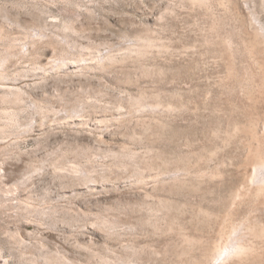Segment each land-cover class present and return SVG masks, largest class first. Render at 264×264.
Instances as JSON below:
<instances>
[{"label":"rangeland","instance_id":"374dc122","mask_svg":"<svg viewBox=\"0 0 264 264\" xmlns=\"http://www.w3.org/2000/svg\"><path fill=\"white\" fill-rule=\"evenodd\" d=\"M194 1L0 0L30 48L5 65L0 264H216L234 227L223 264H264V0Z\"/></svg>","mask_w":264,"mask_h":264},{"label":"bare ground","instance_id":"6f19581e","mask_svg":"<svg viewBox=\"0 0 264 264\" xmlns=\"http://www.w3.org/2000/svg\"><path fill=\"white\" fill-rule=\"evenodd\" d=\"M195 1L199 2V3H203L206 0H195ZM20 5H22V4H20ZM0 18H2V21L0 22V45H2V48H0V133L1 134H6V133H10L11 134L12 133V135H14L15 127H16V114L14 112H7L4 107L7 104H15V103H17L21 99L22 93H21L20 89L15 88L14 86H10L8 84L10 79L8 78V76H7L6 72H5V65L9 61L10 58H15V57H18V56H21V55H25V54L27 55L28 53H30V48L26 47L27 46L26 43L19 45L18 43H16V40H14V39L12 40V39L9 38L8 30H7V29H9L8 25H10V26L13 25L14 27H20V28L22 26H20V24H19V22H18V20L16 18H14V17H12L10 15V13L8 12V9H7V7L5 5H0ZM55 26L56 27H54V28H57L56 30L61 32L60 34L57 33V35H60V36L62 35L63 38H66L65 31L71 30L72 28H74L68 21H66V22H62L61 21L59 24H57ZM14 29L15 28H13V30ZM23 34L26 36V39H28V44H34L33 36L30 33V31H28L27 28H24V33ZM39 36L45 37L46 34L43 33V31H42L39 34ZM147 41H146V43H147ZM60 43H62V42H60ZM66 46H65V49H67ZM151 46H152V44H151ZM151 46H150V44H141L139 46H137V44H136V47H133V48L130 47L128 50H130L131 53L135 52L136 53L135 55H137V54L141 55V54L145 53L144 50H145L146 47L148 48V47H151ZM68 49H70V48H68ZM68 49H67V51H68ZM65 61H67V60H65ZM63 62H64V59L61 60V62L59 61L60 64H62ZM56 65H59V64H56ZM63 65L65 66V64H63ZM61 66L62 65L59 66V69H60ZM143 98H145V97H143ZM153 112H154V110H153ZM122 116H123V114H122ZM256 153H257V151H256ZM122 155H123V157L126 156L130 160L133 159L132 155H130L128 153H123ZM254 159H253V161H254ZM124 163L125 162H123V164ZM125 165H127V164L125 163ZM122 166H124V165H122ZM123 168L124 167H122V169ZM140 169H142V168H140ZM140 169L137 168V171L135 173V177L137 178L136 179L137 181H139L140 179L146 177L144 175L145 173L143 174L144 170L142 169L143 171L141 172ZM138 170H139V172H138ZM151 175H152V173H151ZM151 175H149V176H151ZM132 176L134 177V175H132ZM153 176H155V175H153ZM153 176H151V177H153ZM155 177H154L153 180H158L159 179L158 177H156V179H155ZM250 181H251L252 187L253 186L256 187V189L259 192H261V193L264 192V157L258 155L256 160L253 162V174L251 176V180ZM258 191H256V193ZM262 194H264V193H262ZM248 230H250L251 232H254V233L256 231L254 228H249ZM219 247L220 248L218 249L219 252H218V256H217V262L218 263H216V264H223L229 258L245 255V253L250 248V247H248V245L243 240V237L241 236V233H239V229L237 227L232 228L231 233L228 236L226 242H224L223 245L219 246ZM49 257L46 256V257L43 258L44 261H45L44 263H46V264H71L63 256L57 255L56 257H53V258H49ZM97 263L98 264H116L117 262L116 261L112 262L111 259L107 258V257H103V258L101 257L99 259V261H97ZM118 264H129V263L128 262H124V263H118Z\"/></svg>","mask_w":264,"mask_h":264}]
</instances>
